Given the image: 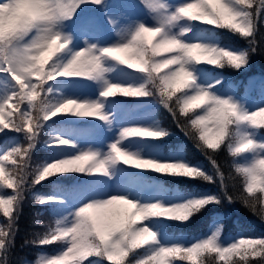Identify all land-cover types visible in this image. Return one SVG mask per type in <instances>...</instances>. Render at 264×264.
I'll list each match as a JSON object with an SVG mask.
<instances>
[{
    "label": "snow or ice",
    "instance_id": "snow-or-ice-1",
    "mask_svg": "<svg viewBox=\"0 0 264 264\" xmlns=\"http://www.w3.org/2000/svg\"><path fill=\"white\" fill-rule=\"evenodd\" d=\"M23 0H0V8H15ZM85 2L100 4L101 0H38L40 15H22L16 24L0 35V73H7L15 85L16 91L0 101V131L4 129H22L34 135V128L40 120L47 121L59 114H71L77 117H93L106 121L103 104L98 101H79L65 99L49 106L44 100L43 85L57 77H77L102 80L104 87L99 92L101 98L115 96L147 97L154 93L161 98L163 106L170 113L178 127H183L185 134L194 139L198 147L206 154L221 148L235 159L241 154L264 149V144L256 143L242 125L253 129H264V107L253 112H243L230 99L218 98L203 88L189 93L193 85V73L186 65L189 63L223 66L225 63L239 69L246 63V53H234L222 48L210 47L202 43H185L175 35L165 31L164 25L186 19L203 24L230 29L243 37L252 33V21L247 11H237L228 0H189L177 7L171 14L161 13L167 10L161 0H141L151 12L157 13L158 26H146L139 23L129 37L121 43L96 50L89 46L76 51L62 66L52 65L54 57L67 47L68 41L62 40L58 32H53V25L63 19H70L76 8ZM246 9L253 7L254 0H235ZM111 23V20H109ZM33 30L38 33L31 42L17 47L15 41L29 37ZM183 31V30H182ZM255 51V48L252 49ZM103 58H108L119 65L136 72L146 74L148 84L123 86L103 80L109 69L103 66ZM183 120V124L179 122ZM167 133L147 127H125L120 131V138L149 137L161 138ZM59 145L69 143L66 139L55 138ZM20 149H14L0 156V185L18 192L24 183L22 172L26 156ZM148 161H153L149 163ZM122 162L138 169H151L190 178L202 177L212 182L210 176L201 170L188 167L181 162H156L140 159L123 150L119 141L110 145L109 154L100 158L95 151H81L79 154L48 163L39 169L32 184H38L57 173L107 174L110 163ZM215 167V161H212ZM7 165H14L11 170ZM237 173L244 177L242 202L245 206L264 218V197L249 200L257 191L264 194V156L257 154L250 162L234 165ZM219 174V170L217 169ZM223 188V185H222ZM231 200L233 197L227 196ZM17 196L0 198V212L10 218ZM43 203L45 199L36 197ZM216 196L193 199L187 203L170 206L173 216L161 215L164 208L160 203L141 205L124 196L88 202L79 207L75 219L69 227H59L61 221H55L44 237L36 241L40 245L53 242H66L67 247L61 253L48 259L38 260L36 264H83L95 257L107 264H128L130 254L156 242V235L148 227L142 226L149 217H167L185 221L194 212L209 203H215ZM257 204L260 205L257 212ZM151 233V237L148 236ZM7 233L0 230V248L4 246L3 237ZM219 229L202 241L189 247H159L133 264H173L177 258L190 264H204L202 257L214 254L217 261L233 264V257L247 261L249 255L261 256L264 253V238L239 239L228 247H219L216 238ZM153 257L157 259L154 260Z\"/></svg>",
    "mask_w": 264,
    "mask_h": 264
},
{
    "label": "rangeland",
    "instance_id": "rangeland-1",
    "mask_svg": "<svg viewBox=\"0 0 264 264\" xmlns=\"http://www.w3.org/2000/svg\"><path fill=\"white\" fill-rule=\"evenodd\" d=\"M161 2L167 6L166 11L164 9L160 10L161 13L168 15L173 13L177 7L189 2V0H161ZM157 15V13L150 14L143 6L137 3H132L130 0H113L108 11V18L111 20L108 27L103 26L102 23L93 16H89L82 20L73 28L69 22L57 21L52 27L53 32H60L62 34V40L68 41L66 52L62 54L60 65L62 66L66 63L76 51L86 47L94 45L98 51L99 48L124 42L139 23H143L146 26H158ZM192 23L193 21L181 19L179 21H174L171 25H164V29L170 35H175L178 39H181V41L185 43H202L208 46L214 45L215 40L208 34L203 33L201 29H188ZM67 29L69 30V34L65 35L67 33ZM37 34L38 33L34 30L29 37L22 39L19 47H23L30 43L31 39ZM229 49L231 50V48ZM103 66L109 69V71L104 73L103 80L123 86H140V76L135 70L119 65L117 62L108 58H103ZM186 67L193 73V75H195L199 69L192 63H189ZM59 84L61 86L62 96H69L79 101L88 100L98 101L100 103L102 102L103 98L99 96V92L104 87L102 80L69 78L66 80H60ZM199 87L208 91L215 97L228 98L232 102L237 103H250L248 99L243 97L239 98L234 95L229 86L220 87L217 85H207L202 82ZM9 88H11V86L2 85L0 82V101L5 98ZM110 110L111 109H109V111ZM128 110L129 107H125V109L122 110V113H117L109 119L112 122L113 131L119 137L120 131L125 127L138 126L147 127L152 130L156 128L155 118L151 112V107L148 105L131 113H128ZM241 130L247 132L251 138H255L257 135V132L247 125H242ZM127 140L134 142V144L131 146H129L127 142H122L121 144L125 147L127 152L135 155L137 158L154 160L161 163L181 162L189 164L178 149L164 150L154 142L146 143L145 137H129ZM136 145H140V149H133V146ZM257 154L264 156V152L258 149L257 152H253L247 158V162H250ZM129 186L130 184L118 188L115 191V196H124L133 200V197H135L136 194L133 191L128 192L127 189ZM157 190L158 189H156V192ZM156 192L139 199L138 203L141 205L160 203L164 207H170L182 204L187 199V196L180 192L173 191L167 194H160L158 197L156 196ZM111 196L113 195H109L107 198H110ZM74 219V212L70 211L66 213L59 219V221H61L59 227L71 226ZM145 225L156 235V242L149 244L150 251H154L159 247H167L176 244L192 245L206 239L218 229L216 225H211L206 230L196 235L169 236L163 232L158 224L145 222ZM236 239V234H222L219 230L216 242L219 247H228L233 244Z\"/></svg>",
    "mask_w": 264,
    "mask_h": 264
},
{
    "label": "trees",
    "instance_id": "trees-1",
    "mask_svg": "<svg viewBox=\"0 0 264 264\" xmlns=\"http://www.w3.org/2000/svg\"><path fill=\"white\" fill-rule=\"evenodd\" d=\"M262 1L263 0H254L253 7L249 9V12L252 16L261 17V15H263L260 8ZM81 5L84 6V9L93 7L91 2L81 3ZM203 25L209 26L207 24ZM215 31L220 37L224 35L222 28H215ZM241 42L247 44L246 57L249 58L246 60V63L264 66V25L259 24L252 30L251 35L248 37H243ZM253 48H255L254 52L252 51ZM213 68L216 69L221 67L213 66ZM0 75H2V73H0ZM147 84L148 81L145 85ZM149 90L153 91L152 95L159 99L160 111L167 123L180 132L187 148L191 152L200 155L204 162L205 168L207 169L206 173L204 174L212 178V182H209V184L216 191L217 194L214 196L218 198V201L220 203H225L229 208L234 207L243 211L247 217H253V219L260 222L264 220V218H261L260 215L254 213L250 207L245 206V204L242 202L243 196H247V193H243V176L236 172L234 160L228 154L227 150L222 147L220 151L217 150L212 152L209 150V153L206 154L202 148L198 147L193 138L185 134L183 127L177 126V121L174 119L175 114L170 113L169 110L163 106L161 103V98L154 93V90H152L150 87ZM54 91L58 93L56 86L51 85L49 89L45 84L43 85L44 100L49 106H51L54 102ZM179 122L181 125L183 124V120H180ZM44 123L45 121L43 120L38 122L34 128V135L26 133L22 129H4L0 131V144L4 142L7 136L11 137V134L16 135L18 145L9 152H12L14 149H20L21 151L27 149L25 152L26 163L22 172L20 173V175L24 177V183L20 186L18 192L14 193L12 190L2 186L4 190L9 192V196L4 198L17 196V199L14 202V211L10 218L4 217L3 213L0 212V230H4L7 233V235L3 237L4 246L0 248V264H25L28 258L32 257L47 259L52 257L56 251V247L46 249L45 245L35 243L39 239L43 238L45 233L49 230L51 227V220L49 218L40 216V214L37 212L38 203L32 201L29 194L31 178L37 173L39 169H41V167L38 165L36 169H34L32 164L29 162V158L34 148L40 144L41 138L46 137V133L43 130ZM166 137L167 141L170 143H174L176 141V136L173 134H167ZM181 137L179 139H182ZM212 161H215V167L213 166ZM7 167L9 170H11L15 166L7 165ZM217 169L219 170V174L217 173ZM178 178L185 183L193 184V180L190 177L178 176ZM200 178L202 177H196L194 179ZM227 196L233 197L231 202L228 198H226ZM261 196L262 193L257 191L252 197H248V199L255 200ZM259 208L260 205L257 204V212H259ZM195 213L200 217H209V214L206 212L196 211ZM166 229L173 232H177L178 230H190L191 225L184 221H170L169 224H166ZM202 259L204 264H223V262L216 260L214 254L202 257ZM247 259V261H239V257H234L233 264H264V253H262L261 256L255 257L249 255ZM99 260L101 264H107V262L104 260L95 257L89 258V261ZM135 261H138L136 258V252L130 254L128 264H133ZM229 264H231V262H229Z\"/></svg>",
    "mask_w": 264,
    "mask_h": 264
},
{
    "label": "clouds",
    "instance_id": "clouds-1",
    "mask_svg": "<svg viewBox=\"0 0 264 264\" xmlns=\"http://www.w3.org/2000/svg\"><path fill=\"white\" fill-rule=\"evenodd\" d=\"M22 15L37 16L40 15V8L38 6V0H23L15 8L9 9L7 6L0 8V35H2L7 29L13 27ZM149 163L153 161H148ZM26 163V162H25ZM219 201H215L218 203ZM174 208L164 207L161 209L160 214L164 216H173ZM198 211V210H197ZM151 237V233H148ZM156 260V257H153ZM157 264H162V258L157 260Z\"/></svg>",
    "mask_w": 264,
    "mask_h": 264
}]
</instances>
